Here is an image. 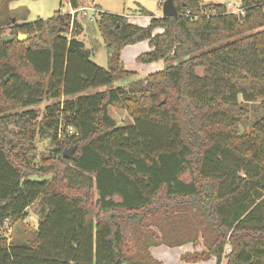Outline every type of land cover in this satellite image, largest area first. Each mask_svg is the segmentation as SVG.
I'll return each mask as SVG.
<instances>
[{
  "label": "trees",
  "instance_id": "1",
  "mask_svg": "<svg viewBox=\"0 0 264 264\" xmlns=\"http://www.w3.org/2000/svg\"><path fill=\"white\" fill-rule=\"evenodd\" d=\"M203 4L174 0L175 16L142 8L145 26L100 12L107 67L69 12L7 18L10 41L0 21V219L13 225L0 232V264H164L150 248L198 241L184 261L264 264V116L240 134L241 102L264 106V0H240L243 14ZM145 40L137 60L164 67L138 77L120 52ZM110 106L132 123L117 125ZM38 135L52 149L36 160Z\"/></svg>",
  "mask_w": 264,
  "mask_h": 264
},
{
  "label": "rangeland",
  "instance_id": "2",
  "mask_svg": "<svg viewBox=\"0 0 264 264\" xmlns=\"http://www.w3.org/2000/svg\"><path fill=\"white\" fill-rule=\"evenodd\" d=\"M201 1L204 4L205 3H226L227 5L228 3H231L230 6L232 7H235L240 3V0H201ZM67 2L68 0H6V1H2V3L0 4V21L4 23L3 27L6 29L4 35L11 37L9 35V28H8L9 25H7L6 21H3V20L7 18L9 19L15 18L17 19V22H30L38 18L46 19V18L51 17L53 13L58 9L62 13L68 12L70 8ZM81 3L84 5L80 7H89V8L93 7L94 4L95 5L98 4L103 8L104 10L103 12L123 14L128 18L129 22L134 23V24L138 23L137 25H139L141 18L138 16H135V14H137L138 12L139 14L144 15L141 12L142 8L154 14L155 16L162 14V4L160 0H82ZM80 7L78 5L77 8H80ZM99 15L96 17V19L99 17ZM76 22L80 23V26H81V32L76 37L79 40L83 41L85 47L91 48V45L94 47V52L91 54V59L98 65L102 67H107L108 53L106 49L104 48L103 40L95 24V21L88 20L87 17L86 18L81 17L79 18V20H76ZM133 47L134 48H126L122 53L120 52V59L125 69L131 68L127 70H130L136 73L137 71L133 70V68L136 70H138L137 68H140V67L147 68L148 67L147 64L149 63H142L137 60L138 55L143 53L145 46L141 44H137L136 46H133ZM196 71H197V74L201 75L203 73V68L197 67ZM139 72L142 75H138V77L153 73V72L143 73L142 71H139ZM131 79L116 80L113 83H110L102 88L105 89V88H111V87H116V86H127L128 82ZM97 90L99 89H92L91 91H88V92L92 93ZM51 101H52L51 99H46V100H43L41 103L33 106V108L37 110L39 118L44 114L45 106L49 104ZM241 103L248 109L249 113L241 119L240 134L244 132L248 133L251 130L254 122L260 117L264 116V106H260L261 102H247V103L241 102ZM109 114L114 118L117 125H128L132 123L131 117L126 113L125 110H121L119 108L110 106ZM51 149H52V145L49 142V140L45 137H41L40 135H38L37 142H36V152H35L36 160H39L42 155H47L51 151ZM69 149L70 148H67V150ZM238 175L243 176L244 174L240 171ZM33 178L36 180L41 179L37 177H33ZM34 207L35 205H32L27 209L29 212V215L26 221L32 224H36L37 222V217L34 213ZM187 244H190V243H187ZM162 245L165 247L173 248V247H170L164 244ZM162 245H159V246H162ZM187 247L192 248L193 249L192 252L195 250L201 251L200 248L203 249V246L202 244H200V241H198V243L195 246L194 245L191 246L190 244ZM173 253L175 254L176 252H173ZM223 262L224 264H226L225 260H223ZM213 264H216V262H214Z\"/></svg>",
  "mask_w": 264,
  "mask_h": 264
},
{
  "label": "crops",
  "instance_id": "3",
  "mask_svg": "<svg viewBox=\"0 0 264 264\" xmlns=\"http://www.w3.org/2000/svg\"><path fill=\"white\" fill-rule=\"evenodd\" d=\"M81 1L82 0H78L79 7L84 5V4L81 3ZM68 5H69V3H68ZM94 6H96L101 12L104 11L103 8L100 5H98V4H96V5L94 4ZM69 8L72 9L70 6H69ZM161 15L162 14L156 15V16H161ZM135 16H138V17L141 18V21L139 23V25H141V26L147 25L148 22H149V19H150L149 16H145V15L139 14L138 12H137V14H135ZM160 31H161L160 29L156 30V32H160ZM137 44H141V45L145 46V49H144L143 52H146V51L150 50V48L148 46V42L145 40V41H140V42H137L135 44H131V45L125 46L122 49L121 53L126 48H134L133 46H136ZM141 65H143V64H141ZM147 66H148L147 68L146 67L145 68H141L140 67V68H137L138 70H136L134 68H133V70L137 71L136 75L138 76V75H142L139 71H142L143 73L154 72V71L162 69L164 64H163L162 60H158V61L151 62V63L147 64ZM127 69H131V68H127ZM188 245H190V244L175 246L173 248L165 247V246L162 245V246L152 247V248H150V251H151L152 255L155 258H157L159 260H162L164 264H213L214 262H216L214 257H211L209 260H206V261H198V262H194V263H188V262L184 261L181 258V255L183 253L187 252V251L192 252V250H193L192 248H188L187 247ZM191 246H193V245L191 244ZM200 250H202V248H200ZM173 252H176L175 253L176 255ZM220 264H224L223 260H222V262Z\"/></svg>",
  "mask_w": 264,
  "mask_h": 264
},
{
  "label": "built area",
  "instance_id": "4",
  "mask_svg": "<svg viewBox=\"0 0 264 264\" xmlns=\"http://www.w3.org/2000/svg\"><path fill=\"white\" fill-rule=\"evenodd\" d=\"M228 11L235 13V14H243V8L241 7L240 3L232 7L230 6L231 3H228ZM71 15L72 20H79V18L84 17L88 18V20L95 21L96 17L100 14V11L97 9L96 6L91 8L89 7H81V8H72L68 11ZM72 25V24H71ZM72 132V128L68 129V133ZM12 223L9 218H2L0 219V232L5 235L6 237L11 236L12 232Z\"/></svg>",
  "mask_w": 264,
  "mask_h": 264
},
{
  "label": "water",
  "instance_id": "5",
  "mask_svg": "<svg viewBox=\"0 0 264 264\" xmlns=\"http://www.w3.org/2000/svg\"><path fill=\"white\" fill-rule=\"evenodd\" d=\"M205 4H203L204 6ZM177 14V10L174 6V0H163L162 2V16H175ZM28 35L19 33L17 36V40L21 41L27 38ZM4 41H10L11 37L4 35L3 36ZM7 79V78H6ZM75 150V146L73 148H70L69 150H64L62 152V156L64 158H70L72 153Z\"/></svg>",
  "mask_w": 264,
  "mask_h": 264
}]
</instances>
